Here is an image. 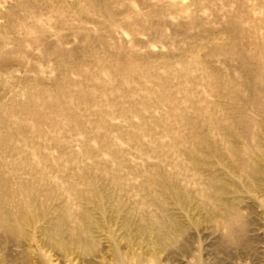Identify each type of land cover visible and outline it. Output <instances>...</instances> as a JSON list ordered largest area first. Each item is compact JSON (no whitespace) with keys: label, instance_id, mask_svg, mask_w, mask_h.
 I'll use <instances>...</instances> for the list:
<instances>
[{"label":"rangeland","instance_id":"1","mask_svg":"<svg viewBox=\"0 0 264 264\" xmlns=\"http://www.w3.org/2000/svg\"><path fill=\"white\" fill-rule=\"evenodd\" d=\"M0 264H264V0H0Z\"/></svg>","mask_w":264,"mask_h":264}]
</instances>
